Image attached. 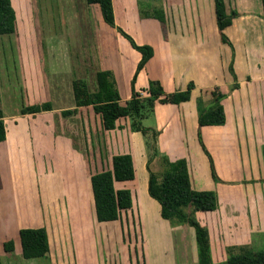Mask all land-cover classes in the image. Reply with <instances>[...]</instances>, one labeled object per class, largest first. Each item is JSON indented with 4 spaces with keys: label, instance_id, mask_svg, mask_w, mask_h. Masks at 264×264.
Listing matches in <instances>:
<instances>
[{
    "label": "crops",
    "instance_id": "crops-1",
    "mask_svg": "<svg viewBox=\"0 0 264 264\" xmlns=\"http://www.w3.org/2000/svg\"><path fill=\"white\" fill-rule=\"evenodd\" d=\"M176 1L183 0H169V23L167 20L162 23L154 18L139 17L135 8L136 0H118L119 6L114 0L116 7H120V11L124 10L125 16L126 13H130L131 17L137 16L140 26L148 31L139 32V39L134 42L137 45H148L153 50L152 56L136 73L133 86L132 78L141 53L115 28L100 22V18V28L105 32L90 34L85 43L81 38L77 40L79 36L76 35L73 44L69 45L66 40L59 51L55 47V53L70 50L71 83L73 79H83L90 92L97 89L98 71H112L121 104L130 99L132 87L145 94L151 80L158 81L166 94L184 90L192 83L193 88L187 101L178 104L155 102L152 111L141 119L145 132L131 130L126 125L129 117L117 119L115 127L106 130L102 126L100 115L91 105L80 106L75 113L64 116L62 110L75 107L72 86L69 105L55 106L50 96L51 83L46 76L45 83L41 82L38 91L35 84L25 100L24 97L21 100L15 98L17 90L21 91L22 84H25L23 79L15 84L11 83L10 89H6V85L0 82V108L5 127V139L0 142V264H14L12 258L15 254L26 259V264H40L34 262L38 258H43L45 264H90L89 260L94 262L99 248L97 228L103 222L97 221L95 217L90 177L110 168L111 156L114 154L129 153L133 159L134 178L114 182L116 189L130 190L132 207L126 211L133 216L139 213L135 202L137 193L140 207L146 203L147 207L150 205V210L152 208L157 214L160 213L159 203L156 200V204L151 202L152 197L147 190L149 174L153 169L150 160L152 153L154 159L158 158L160 152H164L171 161L184 158L188 167L189 164L199 166L206 163L210 174L211 160L220 182L215 185H210V182L209 187L199 188L190 179L192 187L197 190H216L218 196L227 197L226 202L229 201L227 203L230 205L236 199L241 200L239 194H234L238 192L239 186L233 183L242 180V166L251 171L250 164H256V150H260V158L263 157L264 150L262 3L261 0H222L227 14L235 12L230 24L222 30L226 38L224 41L217 27L215 0L211 2V13L205 14L200 20L189 6L191 0L189 3L186 0L184 10L176 9ZM88 5H93L92 10L96 8V4ZM206 19L210 20L208 24ZM90 23L92 27L95 24L94 21ZM208 27L209 32L206 29ZM93 74L95 79L91 87L89 79ZM56 87L61 88L59 84ZM213 92L224 95L220 104L224 110L225 122L221 125L199 126L198 111L213 105ZM47 101L52 105L50 110L34 114L20 113L21 108L26 105ZM94 120L99 125H94ZM96 133L99 134L98 137ZM145 138L150 141L145 142ZM44 145L52 150L51 168L43 167V173H37L34 151H43ZM195 156L199 158V164H196ZM203 179L205 182L206 178ZM249 196L248 202L243 197V204L245 206L248 203L250 218L257 202L255 196ZM216 211L217 209L211 212ZM121 213L113 221L116 226L121 225ZM230 222L231 220L227 225L223 220L224 227L213 222V228L217 231L215 239L226 242L232 238L231 241L235 242L237 239L234 240L232 236L238 234L246 237L254 230H248L249 222H244L243 227H234L237 232L233 235L230 232L232 230L225 227L229 228ZM233 223L236 225V220ZM37 227H44L46 230L48 251L40 257L24 258L19 230ZM183 227H186L184 232L189 238L188 244L194 255V235H189L192 227L176 225L172 229L183 233ZM244 229L246 232H243ZM6 242H12L11 251L5 250ZM212 254L217 256L214 262L225 258L223 247L218 253L211 250V257Z\"/></svg>",
    "mask_w": 264,
    "mask_h": 264
},
{
    "label": "rangeland",
    "instance_id": "rangeland-1",
    "mask_svg": "<svg viewBox=\"0 0 264 264\" xmlns=\"http://www.w3.org/2000/svg\"><path fill=\"white\" fill-rule=\"evenodd\" d=\"M115 1L117 6H119L118 0ZM11 2L16 13V29L13 34L0 35V82L6 85V89H10L11 83L15 84L23 79L25 84H22L21 91L17 90L15 98L21 100L24 97L25 100L26 96L27 98L29 97L30 90L33 89V86L35 87V84L38 91L41 82L45 83L46 78L44 77L46 76L47 81L51 83L50 96L52 103L55 106L67 107L70 103L72 79V74L70 73L71 53L70 50L65 53H59L58 51L60 46L66 44V40L69 45L73 44V39L76 35L79 36L77 40L81 38L85 43L89 39L90 34L105 32L101 30L98 22L99 18L100 22H104L98 6L96 5L97 10L95 7L92 10L91 7L93 5H88L85 0H11ZM168 2L169 0H136L137 15L144 17L146 13L153 14L154 10L158 8L162 10L161 16L164 18L161 22L165 23V20H167V23H169L171 12ZM211 2L212 0H191L189 6L194 9L196 18L200 20L203 19L205 14L211 13ZM175 3L176 9L184 10L186 0L176 1ZM113 10L116 25L130 35L133 40L138 41L139 32H148L145 31L142 25L140 26V19L137 16L131 17L130 13H126L125 16L124 10L120 11V7H116L114 0ZM154 15H149L147 18L157 19ZM91 21L95 22L93 27L90 23ZM209 21V19H206L207 24ZM169 28L170 26H168V30ZM206 29L208 32L210 31L209 27ZM55 47L58 48V53H55ZM39 52L40 54L42 53L41 56ZM92 77L89 79L91 87H93V80L95 79L94 74ZM58 84L61 87L60 89L56 87ZM140 95L141 97H146L147 93L143 94L140 92ZM93 122L94 125H99L97 120ZM126 125L133 130L131 119L126 122ZM84 134L86 135V132ZM95 135L98 137L99 134L96 133ZM150 135L152 136V134ZM150 139L145 138L144 141L149 142ZM187 144L190 145V143ZM191 144L196 146L195 143ZM44 147L43 151L39 149H37V152L34 151L37 173L43 167L51 168L52 150L47 149L46 145ZM262 151L263 157L260 158V150H256L258 158L256 164H250L251 171H247L246 167L242 166V180H237L239 183H233V185L239 186L238 192L234 194H239L242 197L241 200L236 199L230 205L227 203L229 201L226 202L227 197L218 196L215 190L218 202L215 213L211 211L191 212L190 207L183 209L185 212L192 213L196 221L206 228L210 250L218 253L222 247L224 248L225 258L219 261H224L230 253H239L245 249L264 251V150ZM152 156H150V160H152L153 165L151 164V168L153 169H150L154 173L159 174L158 172L165 168L164 158H169L164 152H160L157 159L152 158ZM194 159L197 162L196 164H199V158L195 156ZM207 160L206 158V162ZM205 164L202 163L199 166L189 164V178L194 181L195 187H209L210 182H212L210 185H215L219 181L218 178L215 180L211 177L209 167ZM212 165L215 171V166L214 164ZM254 175H257V177ZM203 178H206L205 182ZM250 194L256 197L257 206L254 213L252 212V215L249 214L252 216L249 218V206L248 203L244 206L243 200L245 199L248 202ZM135 195L136 193L134 197ZM46 198L48 199V197ZM150 200L156 204L155 199L152 198ZM135 202L138 205L139 213L133 216L128 211L126 213L122 212L120 226H116L113 221H104L103 225L99 229L97 228L96 239L97 241L99 240L98 255L94 262L89 260L90 264H198L197 246L195 245L196 249L193 255L188 244L189 238L184 232L186 227L181 229L183 233H179L178 229H172L177 224L174 221L162 218L158 212L159 209L156 210L157 214L154 209L151 208L150 210V205L147 207L146 203L140 207L138 193L135 197ZM219 202L222 203L220 204ZM229 219L231 220L230 226L229 228L228 226L225 227L228 230H232L230 232L233 235L237 232L236 230V232L234 231V227H238L244 222H249L248 230H254L250 231V233L248 232L250 235L246 237L238 234L232 236L234 240L237 239L235 242L231 241L232 238L226 242L224 240L220 242V240L215 239L217 231L213 228V222L214 224L219 223L221 227H224L223 220L228 225ZM234 220H236V225L233 223ZM178 225L190 226L188 224ZM210 226L212 227L210 228ZM243 232H246V230L244 229ZM192 234L194 235L193 241L196 244L193 227L189 232L190 236ZM20 256L15 254L14 258L11 257L14 264L27 263V260ZM215 259H217V256L212 254V260L216 261ZM35 260L34 262L36 263L45 264L43 258Z\"/></svg>",
    "mask_w": 264,
    "mask_h": 264
},
{
    "label": "trees",
    "instance_id": "trees-1",
    "mask_svg": "<svg viewBox=\"0 0 264 264\" xmlns=\"http://www.w3.org/2000/svg\"><path fill=\"white\" fill-rule=\"evenodd\" d=\"M88 4H96L105 23L116 28L120 34L125 36L134 49L141 53L137 64L136 72L132 78V86L136 73L152 56L153 50L148 45H137L134 40L114 20L112 0H85ZM262 3V18L264 20V0ZM161 9H155L153 14L146 13L144 17L154 15L155 18L163 21ZM215 14L217 27L222 40H226L222 34L224 27L230 24L235 12L227 14L222 0H215ZM157 16V17H156ZM16 13L11 0H0V35H7L15 32ZM97 89L90 92L83 79H73L72 93L75 107L62 110L64 116L76 112L80 106L91 105L93 110L100 115L102 126L106 130L115 127L116 120L129 117L132 120V129L145 132L141 125V119L151 112L155 102L180 103L190 98V91L193 88L189 83L184 90L175 91L169 94L164 93L160 83L151 80L146 90L147 96L141 97L140 92L132 87V94L126 103H120L119 93L116 87L114 75L110 70H100L96 73ZM213 105L208 108H200L198 111V125H221L225 122V115L220 100L224 97L221 93L213 92ZM52 109L49 101L39 104L26 105L21 108L20 113H37ZM5 139V127L3 113L0 108V142ZM198 139L201 142L200 134ZM210 160L211 176L216 180V174ZM163 170L156 174L150 172L148 178V194L160 205V215L164 219L174 221L178 224H188L195 230L198 264H264L263 250L245 249L239 253H230L224 261L214 262L211 257L210 244L207 238V230L200 225L192 216V213L185 212L186 207L193 211H213L217 207V194L213 190H197L191 185L187 162L184 158L171 161L164 158ZM134 163L129 153H119L111 156L110 168L96 172L90 177L91 190L94 200V211L96 220L99 222L114 221L119 218L121 211L132 207V197L127 188L116 189L115 181H128L134 178ZM19 238L24 258L40 257L48 251L47 233L44 227L21 228ZM4 248L7 251L13 249L12 242H6Z\"/></svg>",
    "mask_w": 264,
    "mask_h": 264
}]
</instances>
